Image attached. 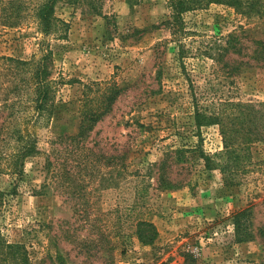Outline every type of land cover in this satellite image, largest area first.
Returning <instances> with one entry per match:
<instances>
[{
    "label": "rangeland",
    "instance_id": "1",
    "mask_svg": "<svg viewBox=\"0 0 264 264\" xmlns=\"http://www.w3.org/2000/svg\"><path fill=\"white\" fill-rule=\"evenodd\" d=\"M22 1L31 8L40 0ZM56 15L68 31L64 39L46 38L58 91L50 123L37 129L43 152L28 159L22 179L0 171L6 240L25 244L30 264L46 255L53 260L44 264H182L186 254L195 264H264V146H253L249 172L227 186L200 157L223 149L219 127L199 129L194 120L196 105L213 110L227 100L264 102V65L252 58L253 41L264 40V15L211 3L185 15L180 41L166 24L167 0H61ZM229 35L244 45L241 56H218ZM42 38L30 14L18 26L0 23L4 114V101L18 95L6 58L31 59ZM114 85L120 94L89 138L97 155L64 156L65 175L80 180L75 194V185L48 167L51 140L75 134L81 101ZM88 159L94 164L84 166ZM244 208L252 212L253 236L240 243L232 215ZM139 221L155 225L154 245L139 241ZM101 233L112 242L110 260L101 252L90 258L77 245Z\"/></svg>",
    "mask_w": 264,
    "mask_h": 264
},
{
    "label": "trees",
    "instance_id": "2",
    "mask_svg": "<svg viewBox=\"0 0 264 264\" xmlns=\"http://www.w3.org/2000/svg\"><path fill=\"white\" fill-rule=\"evenodd\" d=\"M61 0H40L29 8L22 0L0 1V23L7 26H18L31 15L36 21L38 32L43 36L40 40V53L29 60L6 58L13 72L15 86L18 93L16 99H6L3 109L0 110V168L12 176L22 179L28 159L42 154L38 128L47 126L55 112V98L58 91V81L53 78L54 59L53 50L47 42L50 35L61 39L66 38L68 25L56 15L57 4ZM211 3L224 4L236 9L241 14L252 16L264 15V0H167L170 9V19L166 21L174 33L176 40L186 34L185 15L196 10L204 9ZM186 36V35H185ZM182 40V38H181ZM180 41V40H179ZM256 45L254 58L259 66L264 65V40L253 41ZM244 45L235 35H229L226 45H223L219 57L224 55L241 56ZM184 48L180 46L179 56L183 58ZM219 57H217L219 59ZM251 58V57H250ZM250 60V59H248ZM249 61H246L248 64ZM238 67H236L237 69ZM20 93V94H19ZM120 89L115 85L104 91L83 100L79 107V126L75 134H56L51 140L50 154L47 155V164L55 166L56 174L61 175L64 182L75 185V194L79 191L78 176H67L69 161L65 155L73 152L76 155L89 151L97 155L93 147H89L90 135L96 125L112 110ZM195 125L200 129L205 125H217L222 138L223 149L214 155L200 153L204 166L208 170H218L227 186H235L240 182L253 164V146H264V102L253 104L242 101L227 100L220 103L213 110L196 105L194 110ZM52 156L54 159L51 161ZM84 166L94 164L88 159ZM78 165H83L78 162ZM162 183H167L165 174L161 175ZM68 180V181H67ZM72 182V183H71ZM1 194V192H0ZM252 212L250 208L236 211L232 215L235 242L251 240ZM136 235L144 245H154L158 232L155 225L149 221L137 223ZM80 250L88 255L95 256L102 253L105 259L110 260L113 253L111 240L104 234L89 240H76ZM53 260L46 255L38 264H44L45 259ZM58 259L62 260L61 255ZM192 255L186 254L182 264H195ZM0 264H30L29 253L25 244L9 242L0 232ZM167 264V263H161Z\"/></svg>",
    "mask_w": 264,
    "mask_h": 264
}]
</instances>
